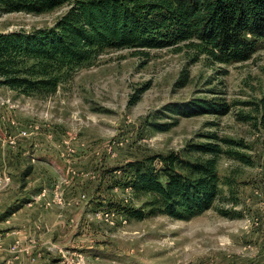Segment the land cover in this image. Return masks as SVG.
Returning <instances> with one entry per match:
<instances>
[{
  "label": "rangeland",
  "instance_id": "374dc122",
  "mask_svg": "<svg viewBox=\"0 0 264 264\" xmlns=\"http://www.w3.org/2000/svg\"><path fill=\"white\" fill-rule=\"evenodd\" d=\"M66 9L0 15V33L51 27ZM147 53L106 52L42 100L18 96L16 103L0 92V106L18 112L10 132L38 127L14 147L0 143L10 156V182L0 185V205L10 207L0 220L9 224L10 209L31 197L28 207L39 197L42 209L56 210L40 264H264V42L249 60L228 65L191 63L190 54L172 49ZM185 70L188 83L179 88ZM214 98L229 106L226 115L184 116L190 104ZM207 144L222 151L220 193L210 210L188 221L123 213L147 199L118 180L127 163L168 153L205 158L190 151ZM60 159L70 163L68 174L49 178L44 171ZM71 164L90 174L77 178Z\"/></svg>",
  "mask_w": 264,
  "mask_h": 264
},
{
  "label": "trees",
  "instance_id": "16d2710c",
  "mask_svg": "<svg viewBox=\"0 0 264 264\" xmlns=\"http://www.w3.org/2000/svg\"><path fill=\"white\" fill-rule=\"evenodd\" d=\"M61 7L67 9L51 27L0 33V87L42 100L106 52L146 56L172 49L190 54L191 63L228 65L249 60L264 42V0H0V15L38 16ZM187 83L185 70L175 86ZM228 112L229 106L214 98L190 104L184 116ZM190 152L205 158L168 153L127 163L118 180L147 199L139 210L122 208L123 213L138 221L155 216L188 221L210 210L220 193L222 151L207 144Z\"/></svg>",
  "mask_w": 264,
  "mask_h": 264
},
{
  "label": "crops",
  "instance_id": "0c3cea01",
  "mask_svg": "<svg viewBox=\"0 0 264 264\" xmlns=\"http://www.w3.org/2000/svg\"><path fill=\"white\" fill-rule=\"evenodd\" d=\"M0 92H4V99L9 98L10 96L15 99L16 103L23 98V96H19L13 92L8 90L7 88L0 87ZM3 95V94H2ZM3 109V110H2ZM0 112L2 114V120L4 119V123L7 124L9 121H12L14 119H9L12 117V115L18 113L17 111H13L10 113V110L0 106ZM1 118V116H0ZM1 122V121H0ZM3 122H1L2 124ZM2 124V130L0 127V137H3L5 131H9L10 126L8 128V125ZM4 126V127H3ZM7 128V129H5ZM37 137V136H36ZM38 137H42L41 134L38 135ZM34 139L38 140L34 137ZM35 143V142H34ZM2 145V144H1ZM6 146V145H2ZM9 150V148H8ZM39 149H36L35 151H38ZM48 152V151H47ZM3 152H0V169L3 170L5 173V168L7 169L6 159L9 161V154L6 155V159L2 156ZM49 153V152H48ZM37 154V153H36ZM41 155L40 153H38ZM50 154V153H49ZM38 157V155H37ZM51 157V155H50ZM63 161V162H62ZM58 160V161H51L50 169H46L47 172L44 171V173H47L46 175L49 178L54 177L56 179L52 172L58 173V176L62 177L63 175L68 174L69 170V164L64 160ZM74 168L75 164H71ZM35 166H32V172H35ZM72 168V169H73ZM76 171V177L82 178L83 176L86 177L90 173L84 171H80L77 168H74ZM32 199L28 198L26 199L27 202H24L22 205L17 206L16 210L14 212L9 213L8 218L10 220L9 224H5V221L0 220V223H3L0 227V235L2 236V240L0 242V264H40L41 262V256H44V252L46 251L44 241L47 240V237L52 234L54 222L56 219L55 213L56 210L53 208H47L46 210L42 209L39 205L40 202H43L39 197L35 198V202L27 206V203ZM40 200V201H39ZM10 204H16L17 203H10ZM7 207L9 208L10 205L4 206L3 204L0 205V219H2V215L7 210ZM47 214H51V218L53 220V223L49 222V220H45L48 218ZM45 215V217H44ZM53 227H50V226ZM44 227L46 228L44 230ZM55 230V229H54ZM55 232H53V235ZM52 240V239H51ZM41 242V243H39ZM17 243L15 251H10L11 247ZM43 259V258H42Z\"/></svg>",
  "mask_w": 264,
  "mask_h": 264
},
{
  "label": "built area",
  "instance_id": "2783aa9c",
  "mask_svg": "<svg viewBox=\"0 0 264 264\" xmlns=\"http://www.w3.org/2000/svg\"><path fill=\"white\" fill-rule=\"evenodd\" d=\"M15 125H16V123L14 121L9 122L10 128L15 127ZM37 129H38V127H34L33 131H36ZM33 131H30V128H28V129L16 128V130L14 132L13 131H11V132L5 131L3 137H0V143L2 145L14 147L19 140L27 139V138L31 137L34 134ZM36 133L37 132H35V134ZM9 182H10V177L7 174L0 171V185L2 187H5L9 184ZM85 197L86 196L84 194H82L80 196V199L84 200ZM55 201H56L55 199L52 200L53 203ZM102 214H104L105 217L112 215L111 213H108V212L102 213Z\"/></svg>",
  "mask_w": 264,
  "mask_h": 264
}]
</instances>
